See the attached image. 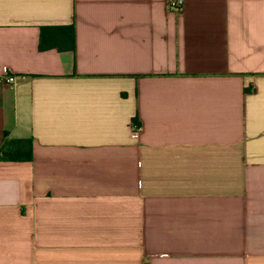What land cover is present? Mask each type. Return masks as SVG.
Listing matches in <instances>:
<instances>
[{"label": "crops", "instance_id": "1", "mask_svg": "<svg viewBox=\"0 0 264 264\" xmlns=\"http://www.w3.org/2000/svg\"><path fill=\"white\" fill-rule=\"evenodd\" d=\"M171 1L0 0V264H264V0Z\"/></svg>", "mask_w": 264, "mask_h": 264}, {"label": "trees", "instance_id": "2", "mask_svg": "<svg viewBox=\"0 0 264 264\" xmlns=\"http://www.w3.org/2000/svg\"><path fill=\"white\" fill-rule=\"evenodd\" d=\"M51 40L45 37V28L42 29L40 49H49L52 46ZM251 90V89H249ZM134 128L140 129L138 120L134 123ZM24 140H7L0 149V161L4 162H29L31 161V145Z\"/></svg>", "mask_w": 264, "mask_h": 264}, {"label": "built area", "instance_id": "3", "mask_svg": "<svg viewBox=\"0 0 264 264\" xmlns=\"http://www.w3.org/2000/svg\"><path fill=\"white\" fill-rule=\"evenodd\" d=\"M184 7V2L183 0H173L170 2V9L176 11V12H180ZM13 78L9 77L8 78V82H12ZM140 131V129L136 130V134Z\"/></svg>", "mask_w": 264, "mask_h": 264}]
</instances>
